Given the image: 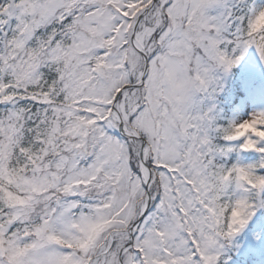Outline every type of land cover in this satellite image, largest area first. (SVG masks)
I'll list each match as a JSON object with an SVG mask.
<instances>
[{"label": "snow or ice", "instance_id": "obj_1", "mask_svg": "<svg viewBox=\"0 0 264 264\" xmlns=\"http://www.w3.org/2000/svg\"><path fill=\"white\" fill-rule=\"evenodd\" d=\"M261 21L264 0H0V264H228L264 208V110L209 101L264 60Z\"/></svg>", "mask_w": 264, "mask_h": 264}, {"label": "rangeland", "instance_id": "obj_2", "mask_svg": "<svg viewBox=\"0 0 264 264\" xmlns=\"http://www.w3.org/2000/svg\"><path fill=\"white\" fill-rule=\"evenodd\" d=\"M238 75L242 78L245 85L254 84L255 88H246L247 94L242 100L235 106L227 108L226 99L230 96L233 83H231V72L227 75L220 74L222 80V91L218 92L214 101L209 103H215L217 105V112L223 118L226 119V109L230 114V119L233 118H247L249 114L254 111L264 110V60H261L258 52L253 47L249 49L245 59L236 66ZM249 160L255 159L254 155H249ZM252 231L253 233L251 234ZM242 242L237 244V250L240 254H248L249 252H256V259L254 264H264V212L263 208L259 209L257 215L249 223L248 227L241 233ZM239 234L236 238L241 240ZM235 238V239H236Z\"/></svg>", "mask_w": 264, "mask_h": 264}, {"label": "trees", "instance_id": "obj_3", "mask_svg": "<svg viewBox=\"0 0 264 264\" xmlns=\"http://www.w3.org/2000/svg\"><path fill=\"white\" fill-rule=\"evenodd\" d=\"M233 80H234V75H233ZM228 108V107H227ZM228 112V109H226V119H221L220 120V123H223V124H227V122L229 121V118H230V114L227 113ZM263 212H264V208H263ZM252 233V232H251ZM241 240L238 241L237 239H235L233 242H232V245L228 248V251L226 253V256H225V259H228L230 257V259H228V264H239V262H247V263H250L251 262V259H253L252 257L249 258L247 256H244L242 254H240L238 251H237V244H239V242L241 243L243 240H242V234H241ZM255 253V252H254ZM253 252H250L249 254L250 255H254Z\"/></svg>", "mask_w": 264, "mask_h": 264}, {"label": "clouds", "instance_id": "obj_4", "mask_svg": "<svg viewBox=\"0 0 264 264\" xmlns=\"http://www.w3.org/2000/svg\"><path fill=\"white\" fill-rule=\"evenodd\" d=\"M260 23L264 24V21H261ZM251 119L255 122V127L257 128V130L264 129V124L261 123V121H264V116H261L259 112H257L256 115L253 116ZM238 211H240L241 213V216L238 217V219L244 218L246 216V208H240L238 209Z\"/></svg>", "mask_w": 264, "mask_h": 264}]
</instances>
